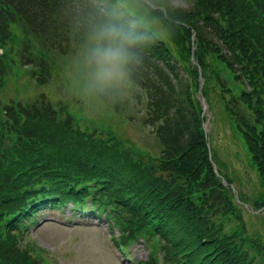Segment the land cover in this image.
Segmentation results:
<instances>
[{"label": "trees", "instance_id": "16d2710c", "mask_svg": "<svg viewBox=\"0 0 264 264\" xmlns=\"http://www.w3.org/2000/svg\"><path fill=\"white\" fill-rule=\"evenodd\" d=\"M148 1L169 42L151 29L133 79L146 94L145 123L162 145L160 154L147 162L115 137L81 129L44 95L3 105L0 264L47 263L45 249L26 240L29 227L49 213L65 222L104 216L118 229L112 239L119 249L145 237L161 245L164 264H264V241L248 231L233 180L220 168L226 162L215 154L220 174L214 171L196 96L199 69L191 61L195 33L205 98L210 110L219 102L243 137L263 188L252 206L262 209L264 0H190L188 9L171 0ZM120 7L121 0H0V95L19 57L38 68V82L45 84L51 57L81 45L85 13ZM11 45L18 46L17 59ZM224 221L236 225L226 232ZM140 264L158 261L152 254Z\"/></svg>", "mask_w": 264, "mask_h": 264}, {"label": "rangeland", "instance_id": "374dc122", "mask_svg": "<svg viewBox=\"0 0 264 264\" xmlns=\"http://www.w3.org/2000/svg\"><path fill=\"white\" fill-rule=\"evenodd\" d=\"M171 2L174 6L185 9L191 7L190 0H171ZM154 21L152 27L159 36L168 40L167 32L161 23L156 19ZM11 46L13 52L10 55L17 59L18 46ZM79 48L80 46L75 48L67 58L51 57L52 75L45 85L36 83L30 67H25L20 62L10 65L11 71L5 78L0 96V113L4 104L26 103L45 94L55 106L66 105L81 128L97 131L105 137H116V140L121 141L124 147L137 153L136 150L141 151L142 158L151 162L154 156L159 154L160 145L152 132V127L144 122L147 112L144 92L133 88L127 96L116 99L120 103L119 110L113 107L111 101L86 99L77 89L74 79L75 61ZM218 103L216 102V109L213 107L211 110L213 116L208 106L206 111L209 121L207 131L214 154L226 162V167L220 166V168L223 173L232 178L238 197H243L251 205L263 188L243 137L229 125L226 112L221 111V105ZM64 114H67L66 110ZM130 114L134 115L132 119ZM239 207L250 234L264 241V213L250 212L242 204H239ZM68 213L69 211L65 212L66 215ZM51 215L45 214L39 220L38 226L31 227L30 235L26 240L27 242L28 239L34 240L36 249L42 247L45 249L40 252L49 259L46 264H137L138 261L147 259L150 254L151 246L145 247L142 242H138L129 250L130 253L132 252V259L130 257V260L127 259L116 244L112 243L111 233L119 237L118 229L104 218L84 219L78 222V226H74L69 222H63L64 217L60 215ZM224 224L225 231L229 232L236 222L224 221ZM157 248L158 244L153 248L158 264H164L163 257L161 253L158 254ZM125 251V254L129 253L128 250Z\"/></svg>", "mask_w": 264, "mask_h": 264}, {"label": "clouds", "instance_id": "9594fccd", "mask_svg": "<svg viewBox=\"0 0 264 264\" xmlns=\"http://www.w3.org/2000/svg\"><path fill=\"white\" fill-rule=\"evenodd\" d=\"M152 7L147 0L141 4L121 0L118 11L94 8L85 13L74 79L86 99L114 101L137 87L133 72L141 65V51L152 38L155 21L148 11Z\"/></svg>", "mask_w": 264, "mask_h": 264}, {"label": "water", "instance_id": "95a60500", "mask_svg": "<svg viewBox=\"0 0 264 264\" xmlns=\"http://www.w3.org/2000/svg\"><path fill=\"white\" fill-rule=\"evenodd\" d=\"M202 86H203V83L201 84V88H202ZM200 96H201V102H202V105L204 106V107H206V104H205V102H204V98H203V96H202V91L200 90ZM206 109V108H205Z\"/></svg>", "mask_w": 264, "mask_h": 264}]
</instances>
